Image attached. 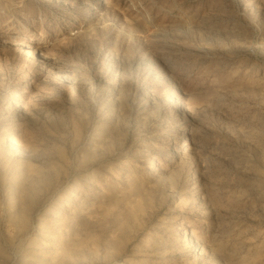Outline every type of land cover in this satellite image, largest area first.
<instances>
[{"label":"rangeland","instance_id":"rangeland-1","mask_svg":"<svg viewBox=\"0 0 264 264\" xmlns=\"http://www.w3.org/2000/svg\"><path fill=\"white\" fill-rule=\"evenodd\" d=\"M0 264H264V0H0Z\"/></svg>","mask_w":264,"mask_h":264}]
</instances>
